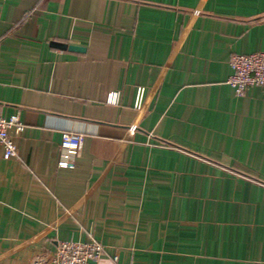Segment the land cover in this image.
<instances>
[{
	"label": "crops",
	"instance_id": "1",
	"mask_svg": "<svg viewBox=\"0 0 264 264\" xmlns=\"http://www.w3.org/2000/svg\"><path fill=\"white\" fill-rule=\"evenodd\" d=\"M258 50L264 0H0V115L23 124L0 144V264L65 239L103 244L86 264H264V87L226 82ZM63 131L84 136L71 168Z\"/></svg>",
	"mask_w": 264,
	"mask_h": 264
},
{
	"label": "built area",
	"instance_id": "2",
	"mask_svg": "<svg viewBox=\"0 0 264 264\" xmlns=\"http://www.w3.org/2000/svg\"><path fill=\"white\" fill-rule=\"evenodd\" d=\"M231 73L227 83L233 88L237 95L251 85L264 87V51L258 50L250 53H234L229 59ZM120 91L110 90L106 94V102L119 104ZM145 102V87L137 86L133 106L140 111ZM14 128L18 133L22 130L23 124L18 112L8 117L0 115V144L3 149V157L9 158L17 154V147L14 143L9 129ZM84 141L82 133L63 131L60 140V157L57 161L60 167H73L74 158L79 155ZM104 246L96 239L79 241L72 239L60 240L57 242L54 252L48 257V261L54 264H86L89 260L98 259L103 253ZM116 258H113L115 261Z\"/></svg>",
	"mask_w": 264,
	"mask_h": 264
},
{
	"label": "water",
	"instance_id": "3",
	"mask_svg": "<svg viewBox=\"0 0 264 264\" xmlns=\"http://www.w3.org/2000/svg\"><path fill=\"white\" fill-rule=\"evenodd\" d=\"M51 44L55 47L65 49L68 48L70 50H83V48L79 45L71 44V43H66V42H58V41H52Z\"/></svg>",
	"mask_w": 264,
	"mask_h": 264
},
{
	"label": "rangeland",
	"instance_id": "4",
	"mask_svg": "<svg viewBox=\"0 0 264 264\" xmlns=\"http://www.w3.org/2000/svg\"><path fill=\"white\" fill-rule=\"evenodd\" d=\"M48 257H49V256L40 255L39 258H38V259H40V260L37 259L36 261H48V260H47Z\"/></svg>",
	"mask_w": 264,
	"mask_h": 264
}]
</instances>
